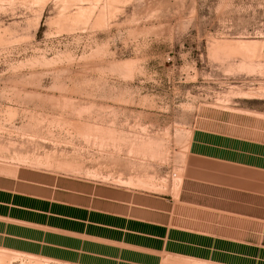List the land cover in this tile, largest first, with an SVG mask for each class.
I'll return each instance as SVG.
<instances>
[{"label": "rangeland", "instance_id": "374dc122", "mask_svg": "<svg viewBox=\"0 0 264 264\" xmlns=\"http://www.w3.org/2000/svg\"><path fill=\"white\" fill-rule=\"evenodd\" d=\"M5 179L264 216V0H0Z\"/></svg>", "mask_w": 264, "mask_h": 264}, {"label": "crops", "instance_id": "0c3cea01", "mask_svg": "<svg viewBox=\"0 0 264 264\" xmlns=\"http://www.w3.org/2000/svg\"><path fill=\"white\" fill-rule=\"evenodd\" d=\"M188 153L249 168L205 152ZM5 180L0 182V237L17 244L9 250L21 255L64 264H165L169 259L181 264H264L262 215L196 203L198 209L213 211L201 213L180 195L175 200L91 180L87 192ZM252 221L262 225L253 228Z\"/></svg>", "mask_w": 264, "mask_h": 264}, {"label": "bare ground", "instance_id": "6f19581e", "mask_svg": "<svg viewBox=\"0 0 264 264\" xmlns=\"http://www.w3.org/2000/svg\"><path fill=\"white\" fill-rule=\"evenodd\" d=\"M144 184V183H143ZM142 185V184H141Z\"/></svg>", "mask_w": 264, "mask_h": 264}]
</instances>
